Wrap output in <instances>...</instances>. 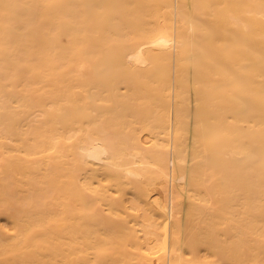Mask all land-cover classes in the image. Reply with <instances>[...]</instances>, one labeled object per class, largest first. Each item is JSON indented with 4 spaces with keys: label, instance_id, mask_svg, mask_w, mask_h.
<instances>
[{
    "label": "bare ground",
    "instance_id": "obj_1",
    "mask_svg": "<svg viewBox=\"0 0 264 264\" xmlns=\"http://www.w3.org/2000/svg\"><path fill=\"white\" fill-rule=\"evenodd\" d=\"M0 264H264V0H0Z\"/></svg>",
    "mask_w": 264,
    "mask_h": 264
}]
</instances>
